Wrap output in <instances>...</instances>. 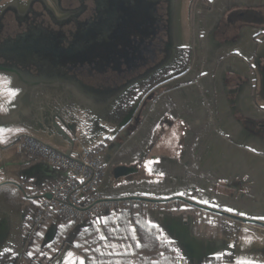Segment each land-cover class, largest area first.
<instances>
[{"label": "crops", "instance_id": "1", "mask_svg": "<svg viewBox=\"0 0 264 264\" xmlns=\"http://www.w3.org/2000/svg\"><path fill=\"white\" fill-rule=\"evenodd\" d=\"M183 9L181 4L182 13ZM187 9L191 66L185 75L152 92L134 125L106 145V172L99 190L105 197L187 194L202 204L264 219V0H190ZM3 78L17 94L9 103V114L2 115L0 108L1 151L23 135L41 134L34 119L37 95L30 91L34 83L21 77L22 88L14 77ZM48 81L52 86L59 82ZM10 117L18 121L7 125L4 119ZM84 128L78 127L75 134L82 135ZM45 141L62 150L69 146L60 137L56 143ZM19 166V180L45 181L53 172L23 155ZM17 205L18 213L10 217L20 224V201ZM3 213L0 207V221ZM171 216L152 210L148 221L181 244L186 237L190 242L200 240L188 217ZM181 220L184 232L177 228ZM244 225L258 233L264 230L250 223H241V228ZM172 227L178 233H172ZM208 230L211 239H201L212 241L208 253H223L230 240L218 239L215 227ZM250 242L258 243L253 249L264 264V238Z\"/></svg>", "mask_w": 264, "mask_h": 264}, {"label": "rangeland", "instance_id": "2", "mask_svg": "<svg viewBox=\"0 0 264 264\" xmlns=\"http://www.w3.org/2000/svg\"><path fill=\"white\" fill-rule=\"evenodd\" d=\"M162 2L165 3H162L163 7L161 8L163 17L162 20L157 17L158 22H155V3L152 2L148 3V10L142 15L143 18L140 19L138 17L136 19L133 28L127 26L129 22L127 18H125V24L115 30L111 36V40H109L110 42L106 41L105 46L102 48V53L104 52V57L106 58L102 65V69L101 67H97L98 69L96 68L95 70L96 66L90 63L79 64L74 68H69V64L62 60L59 66L54 68V73H58L59 77H28L30 82L32 84L34 83L33 87H31V89L34 88L32 92L37 95L33 103V108L38 112H36L37 114L35 113V115L42 118L46 111L45 107L52 110L51 113L57 112L63 119V122L57 119V123L66 136L63 137L59 134L50 121L49 124H46V128L47 126L51 127L53 130L51 135H49L48 131L43 130H41V134L38 136L23 135L13 141V143L11 142L12 144L8 143L5 145L4 151L0 150V207L4 209L5 212L3 213V215H5L4 218L0 221V249L9 252L15 259V264H30L25 260V254L27 255V253L29 254L32 251L28 243L25 242L27 237L37 234L42 236L45 242H51L53 240L57 229H59L62 224L60 217H65L70 223L86 229L87 233L85 237L92 242V246L88 251H92L96 245H102V264H126L128 257L130 261L127 264H144L140 258L141 254L138 253L135 247L133 248L131 237L128 238L126 233L122 232V229L115 231L117 230L115 226L107 223L108 217L106 213H111L114 217V215L121 210H126L131 214V216H129L130 218H128V222L125 216H123L124 218L121 217L122 215L117 216L118 224H121L124 228L127 227L126 223H128L129 229H135L137 225L134 219L142 215L151 227L150 232H153L155 227L158 228V233H160L162 238L165 241H172L175 243L176 249H178L182 256L195 262L203 255H212L208 253L209 247H213L212 241H201V239L204 237V239H211L208 229H212L213 227L218 230L217 238L219 239L222 237L220 234L222 221L219 216L225 214L207 211L184 200L175 198L183 197L202 204L187 194H177L168 197L124 195L119 198L130 199L131 201L124 205H116L113 208H103L99 213L91 217L76 218L66 212L55 210L49 215L44 214L43 219L36 222V216L40 213H44V203L52 198L53 187L63 182L69 173H71V170L64 164H59L57 166L52 164L47 156H43L39 153H28L25 149L22 150L19 147L20 141L26 137H32L47 147L52 148L61 156L67 159L69 158V160L76 163L81 161L79 157H82V159L86 157L87 160L98 158L102 164L103 176L97 182L95 188L96 193H98L101 198H106L108 200L118 198L105 197L99 190L100 183L106 172V165L103 157L106 145L114 141L113 137L116 136L118 132L134 125L137 117L140 116L142 107L147 103V97L150 96L152 92L158 88H162L169 81L185 75L193 60V50L191 46L187 45L188 42L185 36V33L189 31L187 5L190 3V0H162ZM181 4L184 5L183 13L180 10ZM66 14L67 13H63L61 16L59 15V19L62 21L66 17ZM6 22L7 25H14V18L11 15H7ZM149 36H153L151 41ZM181 50L190 52L189 63L186 68L173 76L161 80L149 90L142 91L138 87V89L134 91V104H132L130 108L124 109L125 114L118 119L119 115L115 114L114 110L120 98L130 89H135L139 84L146 82L149 79L148 76L152 74L153 68L157 66V62L162 60V64L166 63L165 65H172ZM147 58H151L150 64L143 63ZM108 60H111L112 63L106 65ZM26 70L27 69H24L21 74L25 73ZM0 77H14L16 84L20 85L22 88L24 86L23 82L20 80L21 77H18L14 71L4 70L3 73H0ZM52 78H57L59 80L57 86H52V82H47V80H51ZM8 85L9 83H2V81H0V108L2 115L9 114V103L14 99V97L9 94L10 88ZM4 121L7 125H13L18 119L16 120L14 117H10L9 119H4ZM82 126H84V129H87V131L83 132L82 135H76L77 128H82ZM56 137H60L67 141L69 143L68 148L62 150L54 144L45 141L50 139V141L56 143ZM68 137L72 142L67 139ZM97 140H100V142L95 144ZM76 141L81 143L79 147H77ZM67 151H69L68 154ZM21 155L35 158L38 164L42 163L53 171L48 179L43 181L42 186L40 185L43 196L37 199L38 204H36V206L34 205L29 212L24 210L22 202L23 194L21 190V180H19L21 176L19 166ZM29 179H32L31 181L40 180L36 177H31ZM17 184H19V187ZM19 201L21 208L20 212H22L20 224L16 222L14 217L12 219L10 217V215L18 213L15 212V210L18 209L17 204ZM211 207L237 214L227 209L215 206ZM192 208H196L197 210L190 213L189 211H191L190 209ZM152 210L169 213L170 216L172 215L171 217L178 215H181L182 219L188 217L191 225L197 229V237L200 240H197V242H190V240H186L187 237H184V242L181 244L178 239L168 237L167 233H165L160 226L151 224L148 221V213ZM7 215H9L12 222L7 218ZM172 219L174 220V218ZM254 219L264 221L263 218ZM92 220L94 221L91 223L94 225L90 223ZM236 220L238 221L236 238H228L231 244H228L227 249L219 254L222 256L230 253L232 254V258L225 257L223 264H239L240 261H250L253 262V264H259L263 260V257L258 255L259 252L254 251L253 247L257 246L256 244L258 243L250 242V238L255 240L260 238L263 239L264 230L258 233L257 228H251L246 225L241 228L240 224L245 222L238 219ZM176 224L178 225L177 228L182 229L183 232L185 231V224H183L182 220ZM228 224L229 222H224L223 224V227L226 226V230L230 229ZM250 224L264 229V227L260 225L254 223ZM26 225L28 228L27 231H24ZM169 229L172 230V233H178V229L173 227ZM202 229L206 230H204L206 235L201 232ZM223 238L227 239V237ZM99 239L101 240L99 241ZM59 242L60 243L54 244L51 249L49 247L39 252L37 255L33 254L34 256L32 257L34 258L31 259L33 262L32 264H81V262H83V264H88L87 254L75 250L70 244H62L61 240H59ZM103 242H106L107 246H103ZM183 248L187 250L188 255L183 253ZM187 252L185 251V253ZM124 258L126 262L122 261Z\"/></svg>", "mask_w": 264, "mask_h": 264}, {"label": "flooded vegetation", "instance_id": "3", "mask_svg": "<svg viewBox=\"0 0 264 264\" xmlns=\"http://www.w3.org/2000/svg\"><path fill=\"white\" fill-rule=\"evenodd\" d=\"M150 2L155 3V22L157 17L162 20V0H0V70L14 71L18 77H59L54 68L62 60L69 68L90 63L102 69L105 42L125 18L133 28ZM7 15L14 25H7ZM157 63L149 78L171 66ZM4 252L0 249V255Z\"/></svg>", "mask_w": 264, "mask_h": 264}, {"label": "trees", "instance_id": "4", "mask_svg": "<svg viewBox=\"0 0 264 264\" xmlns=\"http://www.w3.org/2000/svg\"><path fill=\"white\" fill-rule=\"evenodd\" d=\"M189 58H190L189 51L186 50L179 51L177 58L174 60L173 64L170 67L162 71H159L153 77H150L146 82H143L138 86H136L135 89H130L128 92H126L125 95L120 98L114 110V113L119 115L118 119L125 114L124 109L130 108L132 104H134L135 102L134 91L138 89V87L142 91L149 90L152 86L158 84L161 80L169 76H173L178 72L183 71L189 63L188 61ZM31 180L32 179L29 178L21 179V190L23 194L22 202L24 206L23 208L25 211L28 212L33 208L34 205L36 206V204H38L37 199L40 198V196H43V194L41 193V186L43 181L42 180L31 181ZM190 210L191 211L189 212L193 213L197 209L192 208ZM106 215L108 217L107 223L115 226V228L117 229L115 231H119L122 229V232H125L128 238L131 237L133 248L135 247L138 253L141 254L140 258L144 262V264H223L225 257L232 258V254L230 253H227V255L224 254L222 256L203 255L197 261L193 262L189 258H186L181 255L178 249H176L175 243H173L172 241H165L160 235V233H158L159 231L158 228L155 227L154 231L150 232L151 227L146 222L144 216L140 215L136 219H134V222L136 223L137 226L135 229L132 228L129 229L128 223H126L127 227L124 228L121 224H118V220H117L118 219L117 216L122 215L121 217L125 216L128 222V218H130L129 216H131V214L128 211L121 210L119 213H116L114 217L111 213H106ZM60 218L62 223L61 227L57 229L55 236L51 242H45V239H42V236H39L37 234H33L25 239V242L28 243V245L31 247L32 250L31 253L29 254L27 253V255L25 254V260H27L30 264H32L33 262L31 259L34 258L32 256L37 255L39 252L44 251L46 248L50 247L51 249V247L54 244L60 243L59 240H61L62 244L65 245L70 244L75 250L83 254H87L88 264H102V256H101L102 245L101 246L96 245L94 249H92V251H88V249L91 248L92 246V242L90 239H86L85 237V234L87 233L86 229L80 228L79 226L70 223L69 221L66 220L65 217H60ZM219 218L222 221L221 230H220V234L222 235V237L235 239L237 233L238 221L228 215H220ZM93 221L94 220L90 221V223ZM224 222L225 223L229 222L228 224L230 228L229 230L225 229L226 226L223 227ZM91 225L94 224L91 223ZM27 228L28 227L26 225L24 231H27ZM100 240L101 239H99V241ZM103 246H107L106 242H103ZM122 261L124 262L125 258ZM126 261L127 263L130 261L129 257L127 258ZM0 264H15V259L13 258V256H11L9 252H4L0 255Z\"/></svg>", "mask_w": 264, "mask_h": 264}, {"label": "built area", "instance_id": "5", "mask_svg": "<svg viewBox=\"0 0 264 264\" xmlns=\"http://www.w3.org/2000/svg\"><path fill=\"white\" fill-rule=\"evenodd\" d=\"M20 149L28 153H39L47 156L54 165L64 164L71 170L66 179L53 187L52 198L44 203V213L36 216V222L56 211L66 212L76 218L91 217L103 208H113L126 204L130 199L116 198L108 200L96 193L98 180L103 176V168L98 158L86 159L79 157V163L69 160L55 150L32 137H26L19 142ZM90 193V195H89ZM53 210V211H52Z\"/></svg>", "mask_w": 264, "mask_h": 264}, {"label": "water", "instance_id": "6", "mask_svg": "<svg viewBox=\"0 0 264 264\" xmlns=\"http://www.w3.org/2000/svg\"><path fill=\"white\" fill-rule=\"evenodd\" d=\"M0 73H3V70H0ZM32 91H33V89H31V92ZM45 108H46V111H45V113L43 112L44 114H43L42 118H40L38 115H35V113L37 111H35V108H34V115H35L34 119H35V122H36V127L38 128L37 130H39L40 132H41V130L48 131L49 135H51L53 133V130L51 129V127L47 126V128H46V124H49V122L51 121L52 122V126L58 131V133L61 134L63 137L66 136L65 133L63 132V130H61L59 124L57 123V119L60 120L61 122H63L62 117L57 112L51 113L52 110H50L47 107H45ZM67 139L70 142H72V140L69 137ZM68 153H69V151H67V154ZM17 185L19 187V184H17ZM135 198H140V197H135ZM175 198L180 199V200H184V201H186V202H188V203H190V204H192L194 206H197V207H199L201 209H204V210H207V211H211V212H214V213H217V214H225V215L231 216V217H233L235 219L241 220L242 222L254 223V224H257V225H260V226L264 227V221L259 220V219L245 217V216H241V215H238V214H232V213H229V212L221 210V209H217V208H214V207H211V206H207V205L196 203L194 201L185 199L183 197H175ZM156 200H158V199H156Z\"/></svg>", "mask_w": 264, "mask_h": 264}, {"label": "snow or ice", "instance_id": "7", "mask_svg": "<svg viewBox=\"0 0 264 264\" xmlns=\"http://www.w3.org/2000/svg\"><path fill=\"white\" fill-rule=\"evenodd\" d=\"M0 81L4 82V83H10V81H7L6 78L0 77ZM9 94L13 97H15V95L17 94V91L14 89H9ZM81 264H83V262H81ZM239 264H253V262L250 261H240Z\"/></svg>", "mask_w": 264, "mask_h": 264}]
</instances>
